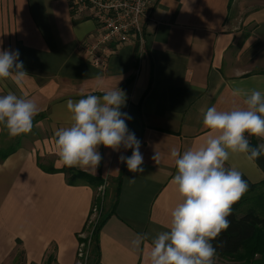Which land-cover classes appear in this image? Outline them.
<instances>
[{
    "label": "crops",
    "instance_id": "crops-1",
    "mask_svg": "<svg viewBox=\"0 0 264 264\" xmlns=\"http://www.w3.org/2000/svg\"><path fill=\"white\" fill-rule=\"evenodd\" d=\"M144 24L142 48L123 44L106 66H96L79 50L94 22L74 14L69 0H0V49L18 50L28 74L21 85L0 79V95L25 96L39 109L31 132L19 135L20 146L0 159V264H80L79 238L105 186L71 181L58 163L54 132L71 123L69 99L117 86L126 93L121 111L141 142L144 172L131 173L119 162L131 149L115 152L103 145L96 173L73 168L107 174V184L122 175L115 213L99 235L98 264H150V243L136 249L132 241L137 234L169 230L180 202L171 150L183 154L205 143L209 130L201 109H243L245 96L234 95L235 89L264 92V0H154ZM4 137L0 124V141ZM225 167L237 168L251 183L264 180L246 154L231 153Z\"/></svg>",
    "mask_w": 264,
    "mask_h": 264
},
{
    "label": "clouds",
    "instance_id": "clouds-1",
    "mask_svg": "<svg viewBox=\"0 0 264 264\" xmlns=\"http://www.w3.org/2000/svg\"><path fill=\"white\" fill-rule=\"evenodd\" d=\"M26 77L18 50L0 49V79L11 78L21 85ZM233 94L244 95L247 107L230 111H220L215 106L206 111L201 109L203 126L209 130L205 143L183 154L171 150L177 168L172 183L180 202L171 211L169 230L155 236L137 234L132 241L136 249L144 241L150 243V264H214L217 250L211 241L229 228L227 218L232 214L233 205L248 191L241 171L225 164L231 153L246 154L251 161L264 155V144L253 148L247 138L264 139V92L235 89ZM126 100L125 91L118 86L103 95L88 94L77 101L69 99L66 108L71 114V123L54 132L58 163L96 173L102 160L98 150L101 145L115 152L123 147L131 149V155H120L119 162L126 164L129 172L142 174L141 142L128 129L126 120L131 117L121 111ZM38 111L30 98L12 92L0 95V124L9 136L31 132ZM152 160L156 164L160 162L157 151ZM128 181L134 184L136 177Z\"/></svg>",
    "mask_w": 264,
    "mask_h": 264
},
{
    "label": "trees",
    "instance_id": "trees-1",
    "mask_svg": "<svg viewBox=\"0 0 264 264\" xmlns=\"http://www.w3.org/2000/svg\"><path fill=\"white\" fill-rule=\"evenodd\" d=\"M3 143V138L0 145ZM250 146L255 148L259 145L257 138L253 137L249 140ZM20 143H13L8 148L0 147V159L4 160L13 153ZM131 155V152L128 156ZM264 171V155L254 160ZM50 171H56L52 168ZM62 171L70 175V180L75 181L82 179L91 184L95 188L105 186L103 192L96 196L94 206L100 208V220L93 230V239L88 248L89 252L88 264H98L100 257L99 235L107 217L115 213L119 200L120 188L122 183V175L116 179H110L109 184L101 176H93L86 172L75 168L64 167ZM243 178L248 183V191L244 196L233 205L232 214L227 218L230 226L223 231L220 236L211 241L213 247L216 248V255L231 258L239 264H264V180L259 183H251L246 177ZM113 190L110 192V190ZM110 198L109 208L106 209L107 200ZM87 230V229H86ZM80 242H84V238H79ZM53 257L48 260L50 263Z\"/></svg>",
    "mask_w": 264,
    "mask_h": 264
},
{
    "label": "built area",
    "instance_id": "built-area-1",
    "mask_svg": "<svg viewBox=\"0 0 264 264\" xmlns=\"http://www.w3.org/2000/svg\"><path fill=\"white\" fill-rule=\"evenodd\" d=\"M154 0H69L74 14L84 13L94 22L89 39L79 44L80 52L96 66H106L123 44L142 48L146 39L144 19ZM85 236V234H84ZM80 264H88L89 248L81 242Z\"/></svg>",
    "mask_w": 264,
    "mask_h": 264
},
{
    "label": "rangeland",
    "instance_id": "rangeland-1",
    "mask_svg": "<svg viewBox=\"0 0 264 264\" xmlns=\"http://www.w3.org/2000/svg\"><path fill=\"white\" fill-rule=\"evenodd\" d=\"M245 2H248L250 5H254L256 3V0H245ZM248 7H249V5H247V9H248ZM4 136L5 137L3 138V143L0 145V147H3V148H8L15 141L19 142V140H20L19 135L15 136V137L9 136V134L5 128H4ZM102 196H103V194L98 195V197H100V198ZM100 215H101L100 208L96 205L94 212H93V215H92V220L89 224V227L87 228V230L85 232V236L83 237L85 246L89 245V247H90V245H91V242L93 239V230H94L96 224L98 223V221L100 220ZM86 248H88V246H86ZM89 252L91 254L90 248H89ZM214 264H239V263L236 262L235 260H232L231 258H226V257L216 255L214 257Z\"/></svg>",
    "mask_w": 264,
    "mask_h": 264
}]
</instances>
